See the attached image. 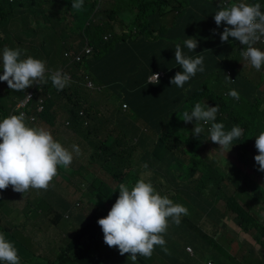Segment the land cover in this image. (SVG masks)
I'll return each mask as SVG.
<instances>
[{"label":"trees","instance_id":"16d2710c","mask_svg":"<svg viewBox=\"0 0 264 264\" xmlns=\"http://www.w3.org/2000/svg\"><path fill=\"white\" fill-rule=\"evenodd\" d=\"M39 1L42 2L37 4ZM115 1L112 8L105 9L102 0H84L83 7L76 10L71 7L73 0H0V29L11 39L8 41L11 47L21 51L22 59L25 42L18 38L23 35L24 40V36L31 35L38 39L41 36L43 27H33L34 21L48 26V36L42 35L41 42L45 50L53 47H44L47 42L59 44L63 57L65 51L77 54L85 44L92 48L80 63L65 57L64 63H56L57 51L46 55L43 60L50 61V67L55 66L56 70L70 73L72 82L59 91L50 78L45 85H35L32 91L35 103L39 98L44 100L45 109L34 115V122L25 118L28 126L36 128L42 127L36 125L37 122L55 126L57 116L64 121L68 119L66 125L72 142L67 144L56 135L54 139L64 147L69 145V151H73L72 145L79 146L80 154L73 151L71 169L66 173L72 177L80 175L81 180L78 184L67 183L64 167L58 166L52 184H68L75 191L86 186L82 195L88 203L98 207L86 220L85 215L81 216L84 228L66 242L57 262L103 264L117 249L104 242L98 243L97 231L101 228L98 220L106 217L118 196H113L115 191L105 182L87 175V170H81L98 163L114 182H130L128 186L131 187L143 178L161 195L189 208L188 215H182L178 225L169 218L168 228L170 223L178 226L177 233L168 235L171 247L165 251L156 246L167 255L170 264L201 261L207 253L215 255L212 260H207L212 264H247L252 260L264 264V219L257 212L264 209V187L242 167L233 164L227 175V166H222L215 158L201 155L205 149H212L205 137L210 125H203L204 132L197 139L192 135L195 122L185 123L180 118L185 111L191 112L197 102L213 107L219 105L216 122L223 123L225 130H231L234 125L244 130L239 139L233 140V148L239 162L255 171L251 167H258L254 159L259 154L255 137L264 131V65L257 71L241 57L243 46L239 41L229 37L228 42L221 43L219 34H213V29L222 33L226 26L218 27L214 21L219 0ZM54 2L63 5L66 13L58 15V22L40 10ZM228 2L260 3L261 11H264V0ZM125 10L132 14L122 12ZM118 16L130 23L125 24ZM188 37L199 41L195 51H189L183 45ZM177 43L181 44L186 56L194 58L202 54L204 57L205 70L197 72L183 88L170 83L176 72L182 71L175 62L174 46ZM4 44L7 41L0 42L2 51ZM255 47L264 51V41ZM41 53L34 49L32 56L43 58ZM152 72L164 73L159 84H147ZM88 82H92L94 88H89ZM231 90L239 93V99L228 95ZM93 91L101 97L100 101L92 96ZM14 99H20L19 95ZM123 104L127 105L125 110ZM9 105L8 97H0V120L12 115ZM151 145L148 152L146 149ZM85 148L90 155L83 164L79 161L87 154ZM140 149L145 152L137 153ZM146 173L147 177L144 176ZM259 176H264V172ZM97 179L99 184H93ZM43 195L35 202V220L42 217L41 205L45 200L67 208L64 214L55 211L49 218L53 225L64 218L70 219L66 213L72 208L68 207L70 204L65 195L48 192ZM196 213L203 214L205 224L212 226L211 232L194 221ZM227 217L237 219L241 231L249 234L246 241L239 244L235 255L232 244L224 243L229 239L233 243L238 238V233L224 222ZM84 237L93 239L94 253L90 256L80 254L84 242L80 245L79 242ZM185 237L188 240L185 241ZM14 238L24 240L23 237ZM197 242L199 246H196ZM255 244L260 245L255 247ZM191 246L195 250L193 254L186 250ZM75 251L83 258L82 262L68 256ZM94 254L99 259L93 258ZM179 255L186 259L184 263H180ZM255 255L263 260H258Z\"/></svg>","mask_w":264,"mask_h":264},{"label":"clouds","instance_id":"9594fccd","mask_svg":"<svg viewBox=\"0 0 264 264\" xmlns=\"http://www.w3.org/2000/svg\"><path fill=\"white\" fill-rule=\"evenodd\" d=\"M83 5L84 0H73L71 7L80 10ZM261 7L260 3H229L228 0H219L214 21L218 27L226 26L222 33H218L216 29L212 30L214 35L219 34L221 43L228 42L229 37L239 41L243 46L241 57L249 61L257 71L264 65V51L255 47L258 42L264 41V11H261ZM198 44L199 41L194 37H188L183 41V45L189 51H195ZM174 51L175 62L182 71L176 72L170 83L183 88L197 72L205 70L204 57L202 54H197L194 58L186 56L180 43L175 44ZM21 56L18 47L12 49L5 46L3 51L2 49L0 51L2 60L0 81L7 82L9 89L22 92L34 85H45L50 78L52 85L59 91L72 82V75L60 70L50 73L46 78L44 61L32 56L22 59ZM159 82V73L152 72L147 78V84ZM32 91L34 90L16 100L11 109L12 115L0 120V190H6L9 186L13 191L23 194L30 189L47 190L57 175L58 166L68 168L73 162V151L77 155L80 154L78 145H72L73 151H69L54 139L50 131L26 124L25 118L32 122L30 118L45 109V101L39 98L35 103ZM228 95L239 99L236 90H231ZM28 97L26 106L21 110L17 109V106ZM40 107H43L41 111ZM21 111L26 115L20 113ZM218 111L219 105L213 107L197 102L191 112L185 111L180 118L185 123L195 122L192 135L197 139L201 138L204 132L203 125H210L208 140L218 144L219 148L231 150L234 146L233 140L239 139L244 130L238 125H234L231 130H225L223 123L216 122ZM255 147L259 153L254 157L257 170L264 172V131L255 137ZM184 205L167 195L162 196L151 182L143 178L138 179L131 187L122 182L119 184V196L108 215L98 220L101 228L97 231V242H104L109 247L117 248L115 252H118V256L130 254L133 262L137 261L138 256L150 258L155 246L163 248L166 245L162 234L166 233L169 218L178 225L181 216L188 215L189 208ZM74 235L68 234L66 242ZM164 250L167 251L166 248ZM95 255L93 258L99 259ZM113 257L104 260L103 264L112 261ZM256 258L262 259L259 256ZM0 262L21 264L18 250L3 232H0Z\"/></svg>","mask_w":264,"mask_h":264},{"label":"rangeland","instance_id":"374dc122","mask_svg":"<svg viewBox=\"0 0 264 264\" xmlns=\"http://www.w3.org/2000/svg\"><path fill=\"white\" fill-rule=\"evenodd\" d=\"M40 2L42 1H39L37 4H39ZM115 4H116L115 0H107V1L102 0V5L103 8L105 9L112 8L113 7L112 5ZM40 10L50 19L53 18V20L57 22L59 21L58 15L66 14L64 6L59 4L58 2L44 5L40 8ZM122 12L127 14H132L127 10ZM118 18L122 19L125 24L130 23L129 20L124 19L120 16H118ZM36 25L37 26L41 25V27H43L41 28L40 31L41 36L38 39L35 37H31V35H27V37L24 36V40L22 39L23 35L21 36V38L18 39H21L22 41L25 42L23 47V59L27 58V56H32V52L34 49L39 50L40 53L43 52L41 53V55L44 54L42 56L43 58L38 57L37 59H40L45 62L46 78H47L50 73L55 72L57 70L55 66L50 67V63H51L50 61L49 63L48 61H45L43 59L47 57L49 53L52 51L55 52L57 51L59 53L56 57V63L62 64L65 62V59L61 54V48L58 46L59 44H52L50 42H47L44 47L46 46H53V47L47 48V50L41 47L42 35H44L45 37L48 36V30H47L48 26L46 25V23L43 22L36 23L34 21L33 27H36ZM6 29L9 30V27L7 26ZM2 33H3V29H0V42L3 40L7 41V44H4V46H9L10 48L13 49V47H11V43L8 42L11 39L7 38V35ZM11 34L12 33H9L8 35L11 36ZM1 49L2 47L0 46V51ZM1 65H2V60H0V68ZM262 89L264 90V84L262 86ZM31 90H35V85L29 87L28 89L22 92H15L9 89L7 82L0 81V97L4 96L9 98V103H10L9 107L11 109L14 103L16 102L14 96L19 95V98H22ZM92 96L94 98H97L98 101L101 100V97L99 95L96 96V94H94V91L92 92ZM57 122L58 123L55 126H53L54 124L50 126L47 125L46 123H40V122H37L36 125L39 124L46 130L50 131L53 137L54 135H56L63 142L70 144L72 142L71 134L69 133V128L66 125L68 119L66 118L64 121L62 118H60V116H57ZM208 136L209 134H207L205 137L207 138ZM207 141H208V145L211 146L212 149H205L201 153V155H205L210 159L215 158L217 161L221 163L222 166H227L225 172L227 175L229 174L230 168L232 167L233 164L242 167L243 170L246 171L253 180H255L258 184L264 187V176H259L261 175V172L257 170L258 167L251 165V167L255 170V171L253 170L251 171V169H249L250 167L239 162L235 153V149L233 147L231 150L219 148L218 144L209 141L208 138ZM68 146L69 145L65 146V148H67ZM151 149H152V145L148 146L146 150L150 152ZM86 151H87L86 156L79 161L83 164L87 163L88 157L90 155V152L87 149ZM144 152L145 150H141V149L137 151V153L140 154H143ZM70 169L71 168L69 167L63 168L67 177V180L65 181L67 183L74 182L78 184L81 180V176L76 175L72 177L68 175L66 172L67 171L69 172ZM81 170H87L88 172L87 175H93L96 178H98L100 181L105 182L108 186H110L109 188L111 190L115 191V194L113 196H119L120 183L114 182L112 178L107 175L105 170L103 168L102 169L100 168V165L98 163H92L90 165H87L86 167H83V169ZM144 176L147 177V173ZM98 179L94 181L93 184L95 185L99 184ZM129 183L130 182H127L125 184L128 185ZM61 184L62 185H57V183L52 184L51 181L50 186L47 190L30 189L25 194L15 192L12 190V188H8L6 190H0V232L5 233L6 237L13 236L17 238L19 237L24 238V240H22L21 242L22 245L27 249V252L19 255L21 259V264H61L57 262V260L60 254L62 253L63 248L65 247V242L68 234L74 235L75 233L83 229L85 224L80 226L81 222L83 221L81 216L85 215L86 216L85 220H86L98 208L97 206L88 203L87 199L82 195L84 190L86 189V186H83L82 190L75 191V188L73 186L64 183ZM199 187L200 186H198V188ZM70 191L71 193H69ZM44 192L45 193L48 192L53 195L54 194L65 195L67 202L70 204V206L68 207L72 208V211H68L66 213L67 215L70 216V219L67 220L64 218L57 225H53L49 221V218L53 217L55 211L59 212L60 214H64L67 208L65 209L64 207H61L57 203L49 202L45 200L41 205L42 217L38 220H35V208L37 207L36 205L37 203L35 202L44 197L43 195ZM257 212L264 219V209L257 210ZM107 215L108 213L106 214V216ZM194 221L196 223H199L207 232H211L212 226L209 224H205L203 214L201 213L194 214ZM224 222L229 226V228L235 230L238 233V238L233 243H232V239L226 240L224 242L228 246L232 244V253L233 255H235L240 248L239 244L243 243V241H246L249 234H245L241 231L239 226L240 222L237 219H231L230 217H227L225 218ZM177 228L178 226L176 224L174 223L169 224L166 237L164 233L162 234L166 241V245L163 248L159 246L161 249H165V248L169 249L171 247L170 237L168 235L177 233ZM227 237L230 238L231 235L228 233ZM92 240L93 239L91 237H84L83 239H80L79 245L81 244V241L84 242L80 254L82 253L83 256H90L94 253ZM186 240H188V238L185 237V241ZM258 245L260 244H255V247H257ZM196 246H199V242L196 243ZM187 248H190L191 251L188 250ZM187 248L186 250L190 254L194 253L195 250L193 246ZM68 256L74 257L79 262L83 261V258L79 256V252L75 251L70 255L68 254ZM124 256H127L130 259V254H125ZM214 257H215L214 254L207 253L203 256V259L201 261H194L193 263L190 264H207V260L208 259L212 260ZM255 257H257V255H255ZM177 258L179 259L180 263H184L186 261V259L182 255H179ZM113 261L114 262L119 261L118 252H115ZM252 261L254 262V260ZM134 263L135 264H170L167 255L162 253L161 251H158L156 249V246L154 247L153 254L150 258L138 256L137 261ZM3 264H5V262H3Z\"/></svg>","mask_w":264,"mask_h":264},{"label":"built area","instance_id":"2783aa9c","mask_svg":"<svg viewBox=\"0 0 264 264\" xmlns=\"http://www.w3.org/2000/svg\"><path fill=\"white\" fill-rule=\"evenodd\" d=\"M91 52H92V48L88 44H85L84 47L81 48V50L77 54H74V53H72L70 51H65V57L68 58V59H70L72 62L80 63L82 61L83 57L85 55L90 54ZM159 74H160V77H163L164 76V73H159ZM87 86L89 88H91V89L94 88L92 82H88L87 83ZM28 101H29V97L25 101L21 102L17 106V109L21 110L22 108H24L26 106V104L28 103ZM126 108H127V105L126 104H123V109L125 110ZM42 109H43V107H40L39 108V111H41ZM20 113H23L24 116L26 115V113L24 111H21ZM30 120L32 122L35 121V116H32L30 118ZM188 250L191 251L190 248H188Z\"/></svg>","mask_w":264,"mask_h":264},{"label":"crops","instance_id":"0c3cea01","mask_svg":"<svg viewBox=\"0 0 264 264\" xmlns=\"http://www.w3.org/2000/svg\"><path fill=\"white\" fill-rule=\"evenodd\" d=\"M8 188H12L11 186H9ZM185 207H187L186 205H184ZM8 240H10L11 242L14 243V246L16 247V249L18 250V255L20 254H24L25 252H27V249L22 246V242L14 237H6ZM20 239H22V237H20ZM23 240V239H22ZM178 243V242H177ZM176 243V244H177ZM129 262V264H135L133 261H131V259H129L127 256H119V261L114 262L113 260L108 262L107 264H127Z\"/></svg>","mask_w":264,"mask_h":264}]
</instances>
